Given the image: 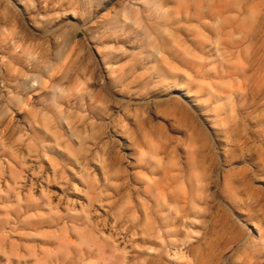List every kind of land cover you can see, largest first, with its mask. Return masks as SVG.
Instances as JSON below:
<instances>
[{"label": "rangeland", "instance_id": "374dc122", "mask_svg": "<svg viewBox=\"0 0 264 264\" xmlns=\"http://www.w3.org/2000/svg\"><path fill=\"white\" fill-rule=\"evenodd\" d=\"M203 2L199 31L184 6ZM164 6L158 24L155 0H0V264H264V0ZM163 36L201 67L168 53L160 74ZM193 171L196 209L146 210Z\"/></svg>", "mask_w": 264, "mask_h": 264}, {"label": "bare ground", "instance_id": "6f19581e", "mask_svg": "<svg viewBox=\"0 0 264 264\" xmlns=\"http://www.w3.org/2000/svg\"><path fill=\"white\" fill-rule=\"evenodd\" d=\"M164 1L165 0H155V4L157 6V10H156L157 13H155V16L151 19H154L155 21L154 20L153 21L158 24L168 23L170 19L169 11L165 10ZM184 10H185V14L183 16L184 20L198 22L197 29L199 31H201L202 29L204 30L208 29L209 23H208L207 18H210L212 15L214 16V14H212L213 8L210 5L204 2L195 3V4H187L184 6ZM215 18L217 20L216 21L217 25H220L221 20H222L220 16L216 14ZM230 37H231L230 42L233 45L239 44L240 42H242V38H243L242 29H241V33L232 34ZM156 50L158 52L156 60L159 63L157 65V70L162 75H165L166 73H168L169 69L171 70L169 57L167 56L168 53L179 57L183 62L186 60L188 64H191L193 67L197 69H199L202 65L201 62H198L197 60L193 58V56L188 50L181 48L175 39H170L168 37L163 36V42L161 43L159 42V46L157 47ZM233 94L234 92H232V94L227 97L226 104H223V105L219 104L216 107L217 112L224 114V116L226 115L229 116L235 112L236 102L233 97ZM209 96L211 99L214 98V94L212 93H209ZM140 126H142V123H140ZM112 154L113 152L111 151L109 155H112ZM163 156L165 158H168V154L163 153L160 156L152 154L151 159L149 160L147 158L146 159L149 163L155 161L158 165H160L163 160ZM171 166H175V165L171 163ZM157 167L158 166H156L155 168ZM167 169H168L167 167H163L164 172H169ZM189 180H190L189 191L185 190L184 186H182V190L184 191L185 196L178 195L175 192L173 185L163 188L162 186H160V184H158V187H157L158 191L152 193V197L155 199V201L152 202L153 206L146 205L147 206L146 210L148 209L149 210L154 209L156 211L162 210L164 204L167 203L169 198L181 200L185 203L188 202L190 205H192L194 209H196V207L198 206L197 202L199 200H202L203 198L205 199L206 197V193L208 191V181H207L206 175H203V174L201 175L199 173L196 174L195 171L191 173ZM150 185H151V181L148 180V187H150ZM94 188L95 186L89 187V191L92 192ZM99 197H101V195H99ZM150 200L152 201L153 199L151 198ZM97 201H100V198ZM96 206L97 204L93 202L92 197H91L89 199V205H84L83 210H88V208H95ZM151 216L152 215L150 213H147L148 220L151 218ZM155 231L160 233V229L155 228ZM181 256L183 257L182 253L176 252L174 254L173 259H177V258L180 259Z\"/></svg>", "mask_w": 264, "mask_h": 264}]
</instances>
